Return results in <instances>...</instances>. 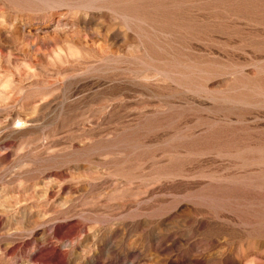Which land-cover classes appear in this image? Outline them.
<instances>
[{
	"label": "rangeland",
	"instance_id": "rangeland-1",
	"mask_svg": "<svg viewBox=\"0 0 264 264\" xmlns=\"http://www.w3.org/2000/svg\"><path fill=\"white\" fill-rule=\"evenodd\" d=\"M0 264H264V0H0Z\"/></svg>",
	"mask_w": 264,
	"mask_h": 264
},
{
	"label": "bare ground",
	"instance_id": "bare-ground-1",
	"mask_svg": "<svg viewBox=\"0 0 264 264\" xmlns=\"http://www.w3.org/2000/svg\"><path fill=\"white\" fill-rule=\"evenodd\" d=\"M243 2V1H242ZM245 4H247V3H245ZM243 5V4H242ZM244 8V7H243Z\"/></svg>",
	"mask_w": 264,
	"mask_h": 264
}]
</instances>
